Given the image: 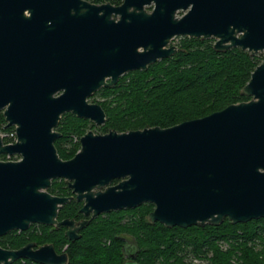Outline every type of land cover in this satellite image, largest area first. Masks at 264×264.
I'll list each match as a JSON object with an SVG mask.
<instances>
[{
    "label": "water",
    "instance_id": "water-1",
    "mask_svg": "<svg viewBox=\"0 0 264 264\" xmlns=\"http://www.w3.org/2000/svg\"><path fill=\"white\" fill-rule=\"evenodd\" d=\"M39 1L50 0H0V8L8 10L0 20L5 24L0 28V111L17 135L15 142L5 143L0 132V154L21 157L0 159V237L27 231L32 224L63 225L74 241L93 218L144 203L154 205L148 220L167 227L218 226L226 218L236 224L264 217V60L241 90L250 100L169 127L89 130L77 153L63 159L55 145L62 136L56 129L62 115L71 112L104 124L105 109L89 98L114 85L123 73L147 70L171 56L175 48L164 45L173 34L151 32L150 20L160 13H147L149 0H125L118 8L124 16L130 15L132 5L137 9L131 13L137 24L132 37L107 31L104 36L99 20L79 13L59 17L52 35L24 32L17 27L18 4L26 2L24 7L31 8ZM54 1L59 9L94 8L84 0ZM215 3L201 6L197 35L214 32L220 37L214 45L219 51L235 46L252 53L264 50V0ZM174 26V32H185L179 21ZM54 179L66 181L83 201L80 212L89 218L58 219L74 196L51 193ZM115 179L119 181L111 184ZM131 254L122 264H143ZM19 258L44 264L70 260L69 253L58 252L52 243L37 246L31 241L15 249L0 245V264Z\"/></svg>",
    "mask_w": 264,
    "mask_h": 264
},
{
    "label": "trees",
    "instance_id": "trees-1",
    "mask_svg": "<svg viewBox=\"0 0 264 264\" xmlns=\"http://www.w3.org/2000/svg\"><path fill=\"white\" fill-rule=\"evenodd\" d=\"M263 60V55L239 47L217 51L210 39H183L174 55L147 70L125 74L115 86L103 87L94 95L106 111L104 124L96 126L89 119L65 113L58 125L62 136L55 141L58 153L63 159L72 158L81 147L80 138L91 129L106 133L169 127L249 100L241 90ZM15 130L7 127L0 111V132ZM4 141L14 140L5 136ZM49 191L60 196L72 192L64 179H54ZM82 205L72 199L60 209L58 219L83 218ZM153 209V204L144 203L101 214L74 241L63 227L32 224L27 231L1 236L0 245L15 249L31 241L37 246L52 243L58 252L69 253L68 264H122L129 257L127 248L143 264H264V217L236 224L226 218L218 226L167 227L148 220ZM12 264L44 263L19 258Z\"/></svg>",
    "mask_w": 264,
    "mask_h": 264
},
{
    "label": "flooded vegetation",
    "instance_id": "flooded-vegetation-1",
    "mask_svg": "<svg viewBox=\"0 0 264 264\" xmlns=\"http://www.w3.org/2000/svg\"><path fill=\"white\" fill-rule=\"evenodd\" d=\"M84 1L94 6V8L92 9L91 8L90 9L81 8V9L76 10L71 7L70 8L63 7L59 9L57 6V2L54 0L35 2V3H32L31 8H30V7H24V5H26V2H21L18 4L19 5V9H18L19 21H18L17 27L23 30L24 32H29V33L32 32L33 34L39 35V36H46L48 34L52 35L57 32V28H58L57 21L59 17L62 18V16L65 15L64 18H71L74 14L79 13L88 19L99 20V26L100 28L103 29L102 31H104V34H103L104 36H106V31H107V34H109L110 36H116L117 34L119 36L121 35L126 36L127 34H129L130 37H132V34L137 29V24L135 23L136 18L134 15L131 14L134 10H137L134 5H132L128 10L130 12V15L128 14L129 16H127L125 14L126 16H124L122 12L118 10V8H120L125 3V0H84ZM202 5L212 6V5H217V3H215V0H149V2L144 5V8L148 14L155 15L157 13H160V15L159 14L155 15V17H153L150 20L151 23L149 24V28L151 32L153 34H160L161 36L167 35L170 33L173 34L170 37L169 42L164 45L165 49H170L172 47L175 48V52L171 54V56L174 55L179 50L180 43L183 39H186V38L188 39H210L213 41V45H215L216 41L220 39V37L216 36L214 32L209 36H205L204 34L197 35L198 34L197 31L200 30V26H201V18H202L201 6ZM192 12H194V16L192 20L188 21V18L190 17V14ZM7 14H8V10L5 8V6L1 5L0 20H3L5 17H7L8 16ZM124 18L126 19V21L121 23ZM176 21H179L180 30L185 31V32H181V33L174 32L176 28V26H174V22ZM4 26L5 24L3 23V21H0V28H3ZM243 34H244L243 31L238 32L237 37H241ZM235 47H239V46H235ZM245 51H248L252 55H263L264 56V50H258L255 53H252L249 49H246ZM220 52H223V51H220ZM132 71H135V70H131V71L123 73L119 77L118 81L110 87L115 86L125 74L132 72ZM107 81L110 82L111 78H107ZM97 92H95L89 98V101H91V98H93ZM93 102H96V101H93ZM7 127H10V126H7ZM56 129L58 130V126ZM96 133H100V132H96ZM18 156L19 155H13L12 157H18ZM20 158L21 157L19 156V158H13V159L17 160ZM9 160H12V159H9ZM118 181H119L118 179H115L112 181L111 184H116ZM71 191H72L71 195L74 196L72 199L74 198L76 199V193L73 192L72 188H71ZM79 202L83 203V201H79ZM89 217L90 216L86 217L84 215L83 218H89ZM83 218L76 219V220H81ZM39 225L40 224H37V226ZM60 227H63L65 229V234H66V230H67L66 226H63V225L59 227L53 226V228H60ZM81 230H78L79 234H81L80 233ZM126 251H127V255L131 257L132 255L131 253H133V249L127 248Z\"/></svg>",
    "mask_w": 264,
    "mask_h": 264
},
{
    "label": "built area",
    "instance_id": "built-area-1",
    "mask_svg": "<svg viewBox=\"0 0 264 264\" xmlns=\"http://www.w3.org/2000/svg\"><path fill=\"white\" fill-rule=\"evenodd\" d=\"M1 134L3 135V138L5 136L12 138L14 140L13 142H15L16 139H17L16 130L15 131H12V132H9V133H3V132H1ZM13 142H9V143H13ZM16 158H19V156L16 157ZM9 159H13V157L11 155H9V154H6V158H4L3 160H9Z\"/></svg>",
    "mask_w": 264,
    "mask_h": 264
},
{
    "label": "rangeland",
    "instance_id": "rangeland-1",
    "mask_svg": "<svg viewBox=\"0 0 264 264\" xmlns=\"http://www.w3.org/2000/svg\"><path fill=\"white\" fill-rule=\"evenodd\" d=\"M97 99H98V97H97ZM91 101L93 102L94 101V98H91ZM96 125V124H95ZM96 126H98V125H96ZM95 132H97V128H95V129H93ZM99 132V131H98ZM221 243H227V242H222L221 241ZM195 260H197V261H200V262H205V260H203V259H195Z\"/></svg>",
    "mask_w": 264,
    "mask_h": 264
}]
</instances>
